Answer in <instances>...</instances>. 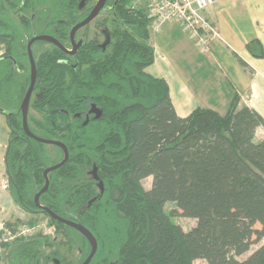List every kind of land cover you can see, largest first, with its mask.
Instances as JSON below:
<instances>
[{"label":"trees","instance_id":"obj_1","mask_svg":"<svg viewBox=\"0 0 264 264\" xmlns=\"http://www.w3.org/2000/svg\"><path fill=\"white\" fill-rule=\"evenodd\" d=\"M134 1L113 6L105 51L89 41L72 58L55 47L36 58L37 104L30 107L41 119L29 116V128L62 142L69 154L48 175L39 204L95 236V264H264V243L238 260L264 239V139L254 138L264 120L237 96L224 115L197 108L179 117L166 82L145 72L154 61L150 20ZM77 2L0 0V95L15 85L18 102L2 114L9 136L5 174L18 208L41 214L57 233L69 229L36 208L33 198L44 185L43 171L60 162L62 152L49 161L44 145L22 130L19 106L30 81L22 74L23 41L39 23L45 30L56 26L52 35L65 43ZM247 49L263 56L257 41ZM91 105L102 115L83 125ZM93 165L102 195L86 173ZM147 178L151 185L145 190ZM168 203L175 205L169 213ZM176 216L196 223L184 232L172 221ZM53 245L39 233L5 245L3 255L8 264H38L39 249Z\"/></svg>","mask_w":264,"mask_h":264},{"label":"crops","instance_id":"obj_2","mask_svg":"<svg viewBox=\"0 0 264 264\" xmlns=\"http://www.w3.org/2000/svg\"><path fill=\"white\" fill-rule=\"evenodd\" d=\"M206 16L221 37L211 42L208 54H200L189 37L176 24H170L150 35L154 61L145 72L166 82L179 117L197 108L223 113L237 96L264 120V0H221L207 10ZM252 41L261 45V58L253 57L247 49ZM187 70L194 75L196 70L207 74V87L211 83L208 76L215 78V88L209 89L212 101L208 90L191 87ZM201 90L204 99L199 96ZM254 138L264 139V127L255 130Z\"/></svg>","mask_w":264,"mask_h":264},{"label":"flooded vegetation","instance_id":"obj_3","mask_svg":"<svg viewBox=\"0 0 264 264\" xmlns=\"http://www.w3.org/2000/svg\"><path fill=\"white\" fill-rule=\"evenodd\" d=\"M118 0H106L104 6L102 7V9L99 11L98 15L89 23L87 24L86 26L82 27L81 29L77 30L74 34V43L75 45L78 44V42H81V45L80 47L84 44V43H87L89 41H94L96 43V45L98 47L101 48V51H105L107 49V46H108V43L110 42V39H109V35H108V30H110L111 26L109 25V22H108V19L111 15V10L113 8V6L115 5V3L117 2ZM80 2L81 0H78L77 4L76 5H72L71 8H73V11H74V14H73V20H74V23L71 25V27L69 28L68 32H67V41L65 43H61L57 38H55L53 35H52V32L55 30V27L56 26H51V27H47V29L45 30V28L41 27L39 23H37L35 25V30L33 33V35L30 37H27L24 41H23V44L25 45V57H23V62L25 64V61L27 64H25V69L22 71V74H25L27 76L30 77V64H29V59H28V54H27V44L28 42L34 38V37H38V36H50L52 38H54L55 40H57V42H59L65 49L67 52H72L73 51V45L71 44V41H70V32L71 30L73 29L74 26H76L77 24H79L81 21H83L89 14L90 12L94 9V7L96 6L98 0H88L85 2V4L83 6L80 7ZM46 7L45 6H41L40 10H44ZM52 9V8H51ZM53 10V9H52ZM102 15H105V17L101 20H98L99 17H101ZM93 23V26L96 27L98 29V32L99 34L101 35V39H89L88 38V26L90 24ZM110 27V28H109ZM56 32V30H55ZM59 35V34H57ZM43 46H47V48L43 49L40 53H37V49L39 47H43ZM51 47H55L57 48L58 50H60L58 47H56L55 45H52V44H49V43H46V42H41V41H38V42H34L32 43L31 45V53H32V56H33V59H34V63L36 61V58L42 53L44 52L45 50L47 49H50ZM79 47V48H80ZM78 48V49H79ZM78 49L76 50V52L71 55V54H68V53H65L63 52L62 50H60L62 53H64L66 56L68 57H74L78 51ZM3 54V52H2ZM1 54V55H2ZM0 55V56H1ZM36 64V63H35ZM35 68H36V65H35ZM35 86V85H34ZM34 91V89H33ZM22 102V101H21ZM20 102V104H21ZM14 104H18V102H14ZM31 104H37L36 101H34V93L32 92V96H31V99H30V103H29V111L32 109L30 107ZM92 106V105H91ZM91 106L89 107V109L86 111V113L83 115L84 117V121L82 123H84L87 119H88V122H89V119L91 118V116L94 118V115L93 114H89V110L91 108ZM97 108V107H96ZM99 109V108H98ZM14 109H12L13 111ZM33 110V109H32ZM100 110V109H99ZM34 111V110H33ZM101 111V110H100ZM19 112H20V106H19ZM102 113V112H101ZM102 115V114H101ZM28 116H29V112H28ZM20 118H21V115H20ZM28 120V123H29V119L27 118ZM87 122V123H88ZM29 126V124H28ZM30 130V128H29ZM31 131V130H30ZM35 135V134H34ZM37 136V135H36ZM39 137V136H38ZM41 138V137H40ZM45 139V138H44ZM49 140V139H48ZM55 141V140H54ZM43 145V144H42ZM44 146H49V145H44ZM51 147H55V146H51ZM57 150H60L58 147H55ZM68 150V149H67ZM61 151V150H60ZM62 152V151H61ZM59 153V151H58ZM60 154V153H59ZM69 155V154H68ZM63 158V154L61 156ZM61 158V160H62ZM60 159V155H59V158ZM60 160V161H61ZM93 168V166H92ZM92 168L90 170H88L86 173H87V176L91 177L93 179V176L91 174V171H92ZM5 171V169H4ZM50 174V173H49ZM7 177V176H6ZM44 179V178H43ZM94 180V179H93ZM99 181V179H98ZM96 182V185H97V181ZM101 182V181H100ZM7 184H8V191L10 192V189H9V183H8V179H7ZM103 185V184H102ZM97 190H99L98 186L96 187ZM42 189V188H41ZM2 190V189H1ZM5 191V190H3ZM100 191V190H99ZM103 192H104V188H103ZM103 192L101 193V195L103 194ZM11 194V193H10ZM36 195V194H35ZM35 197V196H34ZM14 199V198H13ZM33 201H34V198H33ZM15 202V200H14ZM35 204V203H34ZM36 207V206H35ZM37 208V207H36ZM20 209V208H19ZM21 210V209H20ZM51 211V210H50ZM23 213L25 215H28V216H31V217H36L37 215H32V214H28V213H25L23 211ZM54 213V212H53ZM55 214V213H54ZM41 215V214H39ZM57 215V214H55ZM42 216V215H41ZM58 216V215H57ZM60 217V216H59ZM62 218V217H61ZM63 219H66V218H63ZM68 221H71L69 219H66ZM71 222H74V221H71ZM76 223V222H74ZM78 224V223H77ZM19 225V224H18ZM16 225V226H18ZM21 225V224H20ZM65 226V225H64ZM67 227V226H65ZM84 227V226H83ZM69 230L67 232H64L67 236H68V232L69 231H75L76 234H79L80 235V242L78 244H76L75 242H73V240L71 238H67V247L69 249H73L75 252H76V257H75V260L72 262V263H67L65 262V260L63 259V254H61V250H60V247L58 245H53L52 247H41L39 249V254H38V264H83V262L88 258L90 252H91V247H90V244L88 243V241L86 240L85 237H83L80 233H78L76 230L70 228V227H67ZM87 229V228H86ZM53 234L57 233L56 232V229L53 227ZM88 230V229H87ZM89 231V230H88ZM90 232V231H89ZM91 233V232H90ZM52 234V235H53ZM92 234V233H91ZM92 236L95 238V236L92 234ZM31 237V236H30ZM69 237V236H68ZM29 237H26L24 239H27ZM96 240V243H97V248H96V251L93 255V257L91 258L89 264H95L96 262V258H98V252H99V243L97 241V239L95 238ZM44 251H43V250ZM47 249V250H45ZM4 264H8L7 263V260L4 259ZM112 264V263H111Z\"/></svg>","mask_w":264,"mask_h":264},{"label":"built area","instance_id":"obj_4","mask_svg":"<svg viewBox=\"0 0 264 264\" xmlns=\"http://www.w3.org/2000/svg\"><path fill=\"white\" fill-rule=\"evenodd\" d=\"M221 0H135L133 6L145 11L150 20L149 32L156 34L170 24H176L186 34L200 54H208L212 41L221 39L219 32L206 16L209 8ZM7 179L0 189L6 190ZM53 227L35 223L33 226H7L0 222V256L5 245L36 234L52 235Z\"/></svg>","mask_w":264,"mask_h":264},{"label":"rangeland","instance_id":"obj_5","mask_svg":"<svg viewBox=\"0 0 264 264\" xmlns=\"http://www.w3.org/2000/svg\"><path fill=\"white\" fill-rule=\"evenodd\" d=\"M104 17L105 15H102L101 17L98 18V20H101ZM150 35L152 37L153 33L150 32ZM222 37L224 38V36ZM88 38L89 39H92V38L101 39V35L99 34L98 29L93 26V23L88 26ZM45 48H47V46L39 47L36 52L40 53ZM2 52H3V49L0 48V55L2 54ZM25 64H27L26 61H25ZM198 71L199 70H196V75H194L195 72L193 73L187 70V73L189 72L191 74V77L189 76L188 78L189 83L192 88L197 89V87L198 88L201 87L202 90L203 89L204 90L206 89V91L208 90L209 98L212 101V97H211V94L209 93L210 92L209 89L215 88L214 86L215 78H210V76H208V79H210L211 83L208 84V87H207V85L204 83L205 80H207L205 78L207 74H203L202 72L198 74L197 73ZM14 88H15V85L14 87L12 86V88L9 89V91H6V93L4 92L5 94H3L2 96L0 95V110L1 111L11 112L12 109H14L12 106V104L16 102L14 98V93H13ZM202 90L200 93H202ZM200 93H199V96L203 97L204 93H202V95H200ZM205 105H208V104H205ZM226 112L227 111L223 113H219V114L224 115ZM29 116L35 119H41V116L38 115V113L33 111L32 109L29 111ZM8 137L9 136H8L6 118L4 115L0 114V186H1V182L7 179L5 171H4V156H5V150H6L7 143H8ZM44 151H45L46 158L49 161L57 160L59 158L58 150L55 147L44 146ZM150 185H151V178H147L143 180L142 186L145 190H148L150 188ZM10 193L11 192H9L8 189H6L5 191L0 189V222L1 223L6 224L7 222L12 223V222H15L16 220H19L20 221L19 224H21L22 226L24 224H27L29 221L35 220L37 223L47 226V220L43 216L37 215L36 217H31V216L25 215L23 211L18 208V206L14 202L12 193L11 194ZM174 209H175V205L172 203L166 204L164 208L165 212L167 213H169L170 211H173ZM172 221L175 224L179 225L184 232L190 230L192 227H194L196 223L194 219L184 218L180 216L173 217ZM68 236L76 244L80 242V235L76 234L75 231H69ZM49 239L55 245H58L60 247L61 254H63L62 257L65 260V262L72 263L75 260L76 252L73 249L71 250L67 247V237L65 236L64 232L60 231L58 233L50 235ZM263 243H264V239L261 240L258 244L251 246L250 251L242 255L241 257H239L238 260L245 259L247 256H249L254 250H256ZM2 251H5V250H2ZM1 254L2 255L0 256V264H4V255H3L4 253H1ZM193 264H206V262L203 260H196L194 261Z\"/></svg>","mask_w":264,"mask_h":264},{"label":"water","instance_id":"obj_6","mask_svg":"<svg viewBox=\"0 0 264 264\" xmlns=\"http://www.w3.org/2000/svg\"><path fill=\"white\" fill-rule=\"evenodd\" d=\"M88 0H81L80 2V7L83 6L85 4V2ZM106 0H98L96 6L94 7V9L90 12V14L83 20L81 21L79 24H77L76 26L73 27V29L70 32V41L71 44L73 45V51L72 52H67L66 49L59 43L57 42V40H55L54 38L50 37V36H38V37H34L32 38L28 44H27V54H28V59H29V64H30V81H29V86L24 94V97L22 99V102L20 104V115H21V125H22V130L24 132V134L35 140L36 142H38L39 144H43V145H49V146H55L58 147L63 154V158L60 162H58L57 164L53 165V166H49L47 167L44 171H43V178H44V185L42 187V189L35 195L34 197V203L35 206L41 210L42 212H45L51 219H53L54 221L61 223L67 227H70L74 230H76L78 233H80L83 237L86 238V240L88 241V243L90 244L91 247V252L88 256V258L83 262V264H89L91 258L93 257L96 248H97V243L95 238L92 236V234L82 225L68 221L66 219H63L57 215H55L52 211H50L48 208L43 207L39 204V198L42 194H44L49 186V178L48 175L49 173L56 171L57 169H59L60 167H62L68 160V150L67 147L59 141H54V140H48V139H44V138H40L36 135H34L30 130H29V126H28V112H29V103H30V99L32 96V92L34 89V85L36 82V68H35V63H34V59L31 53V45L34 42H46L52 45H55L56 47H58L60 50H62L65 53L71 54L73 55L76 50L80 47L81 42H78V44L75 45L74 43V34L77 30L81 29L82 27L86 26L87 24H89L99 13V11L102 9V7L104 6ZM6 113L4 111L0 110V114ZM89 114H93L94 115V119H99L101 117V111L95 107V105H92L90 110H89ZM88 122V119L83 123V125H86ZM91 174L93 176L94 181H97V186L100 190V192H103V185L102 182L98 181V176H97V169L95 167V165H93ZM92 203L89 202V205Z\"/></svg>","mask_w":264,"mask_h":264}]
</instances>
